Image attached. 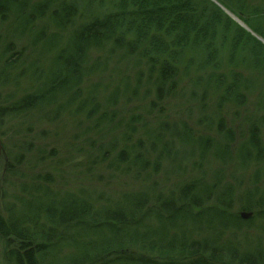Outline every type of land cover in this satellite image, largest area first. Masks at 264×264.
<instances>
[{
    "label": "trees",
    "instance_id": "trees-1",
    "mask_svg": "<svg viewBox=\"0 0 264 264\" xmlns=\"http://www.w3.org/2000/svg\"><path fill=\"white\" fill-rule=\"evenodd\" d=\"M217 1L264 39V0ZM224 49L246 77L218 71ZM254 71L264 45L209 0H0V138H18L4 264H264V98L241 137L221 117L247 103ZM72 129L96 135L90 161L142 186L69 192L18 174Z\"/></svg>",
    "mask_w": 264,
    "mask_h": 264
},
{
    "label": "rangeland",
    "instance_id": "rangeland-1",
    "mask_svg": "<svg viewBox=\"0 0 264 264\" xmlns=\"http://www.w3.org/2000/svg\"><path fill=\"white\" fill-rule=\"evenodd\" d=\"M112 1L113 0H105V3L106 5L107 3L108 5H111ZM209 1L214 3L217 7H219L218 5H220L221 8L219 7V9L224 14H226L222 10V8L223 9L225 8L217 0H209ZM256 5H258V3ZM225 10L228 11L227 9ZM233 16L236 19H238L244 26H246L244 22H242L238 17H236L235 15ZM232 21L236 23L234 20ZM263 29H264V24H263ZM256 37H259L261 40L264 41L262 37L258 35H256ZM260 43L263 44L262 42ZM228 57L229 54L226 52V50L223 51L221 55H219L222 64L219 66L218 71H223L224 73L225 72L231 73L235 71L241 73L242 76L246 77L248 74L246 70L251 69L252 67L249 68L246 67L245 65H242L244 67L243 68L238 63L229 62ZM246 63H248V61H246ZM256 67L257 66L254 67L255 70ZM251 76H252V80L256 83L257 89L249 94V96L247 97V103L244 105V107L242 108L233 107V106L225 107L221 112V117L225 122V126L230 127L233 130L235 136L238 137L239 136L241 137L240 131L244 129L245 121L247 117L250 118L256 116L259 110V102L261 101V99L263 100L264 98V94L261 93L264 91V75L260 71H254L251 74ZM170 104H171V106L169 107L170 111L168 112L170 115L169 117H171L172 119H177L179 117L178 119L184 120L185 118L180 117L181 113L178 110V108L174 106L176 104L178 105V102L171 101ZM188 121L190 122L191 125L193 124L192 120L188 119ZM79 133H82L81 130L72 129L69 131V133L68 131L65 130L63 132V135L61 136V139H59V137L58 138L47 137L43 142L39 141L38 145L43 146L42 148L44 150V154L41 155V157L37 158L36 160L33 159L34 169H31L32 171L30 172L27 170V167L26 168L24 167L27 166L26 165V160L28 158L27 156L25 161H23V163L18 167V171H19L18 174L23 175V177L24 176L29 177L30 174L51 175L56 186H58L60 189L64 191L66 190L69 192L76 191L80 188H86V189L97 188L100 189L101 191L112 194V193H116V191H121V190L122 191L135 190L142 186L140 183L135 182L129 178L119 177L116 173H113L110 169H107L106 167L107 163L96 164L93 161H90L92 158V151H93L90 148L91 147L90 144L91 141L97 140V137L95 134H89L86 136L78 137ZM10 136L11 133H8L6 136L0 138V145H1L0 146V183H4V181L3 182L1 181L6 176L5 173L6 162L8 160L9 151L12 150L11 145L14 143V140H18V138H14V137L10 138ZM51 150H54V154L56 155L55 157H49V152ZM255 171L256 169L250 168L249 170H247L245 173L242 174L244 179L246 180V185L249 183V180ZM14 181L24 182L25 180L14 179ZM263 182L264 179L261 181V185ZM2 203H3L2 197L0 196V213H2L3 210ZM237 209L238 207L236 203L234 210ZM240 214H246V213H240ZM3 249H4V242L0 240V264H4ZM143 249L144 251L148 250L147 248H143Z\"/></svg>",
    "mask_w": 264,
    "mask_h": 264
},
{
    "label": "water",
    "instance_id": "water-1",
    "mask_svg": "<svg viewBox=\"0 0 264 264\" xmlns=\"http://www.w3.org/2000/svg\"><path fill=\"white\" fill-rule=\"evenodd\" d=\"M220 8L221 6L218 5ZM222 10L232 19L234 20L240 27H242L243 29H245L246 31H248L252 36H254L257 40H259L260 42H262L264 44V41L261 40L259 37H256V35L251 32L246 26H244L238 19H236L232 14H230L228 11H226L225 9L222 8ZM248 217H250V214H241V218L242 219H247Z\"/></svg>",
    "mask_w": 264,
    "mask_h": 264
}]
</instances>
